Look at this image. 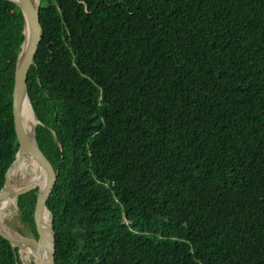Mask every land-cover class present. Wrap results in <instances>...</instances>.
I'll list each match as a JSON object with an SVG mask.
<instances>
[{
	"label": "trees",
	"instance_id": "16d2710c",
	"mask_svg": "<svg viewBox=\"0 0 264 264\" xmlns=\"http://www.w3.org/2000/svg\"><path fill=\"white\" fill-rule=\"evenodd\" d=\"M40 20L57 264H264V0H42ZM24 26L0 0V190ZM0 264H26L1 234Z\"/></svg>",
	"mask_w": 264,
	"mask_h": 264
},
{
	"label": "water",
	"instance_id": "95a60500",
	"mask_svg": "<svg viewBox=\"0 0 264 264\" xmlns=\"http://www.w3.org/2000/svg\"><path fill=\"white\" fill-rule=\"evenodd\" d=\"M12 1H14L22 9L25 18V39L22 43L16 63L15 82L13 89L14 124L19 142V149L17 151L15 160L12 162L6 172L5 184L0 190V199L5 195L4 190H6L9 184V177L21 166L28 155H33V157L38 161L41 168L45 172L46 181L44 185L34 182L19 187L15 195L16 203L18 205V197L20 194L36 187L39 188L34 210L33 235H25L21 232L15 231L14 234H11L1 228V223L0 234L8 239L14 246H17L19 248V253H21L22 250L30 249L36 257V264H57V244L54 217L51 216V224L48 227L43 224V218L46 212L49 211L51 213L47 203L56 186L59 168L54 166L52 161L47 157L39 145L36 135V128L37 124L40 123V119L38 118L33 106L32 109L37 121L35 122L30 135L27 133L23 123L21 111V104L24 98H29L27 84L28 72L31 65L35 62V56L42 41V25L40 20L42 0ZM30 104L32 105L31 101Z\"/></svg>",
	"mask_w": 264,
	"mask_h": 264
},
{
	"label": "bare ground",
	"instance_id": "6f19581e",
	"mask_svg": "<svg viewBox=\"0 0 264 264\" xmlns=\"http://www.w3.org/2000/svg\"><path fill=\"white\" fill-rule=\"evenodd\" d=\"M31 100V99H30ZM28 97H25L21 104L22 118L27 133L30 135L33 125L37 121L32 105L30 104ZM27 181L28 183H39L41 185L45 184L46 175L44 170L41 168L38 161L33 157V155H28L25 158L21 166L15 170L9 177V184L4 190L5 195L0 199V223L1 228L11 234L15 232L11 230L7 225H5V216L11 211V205L16 203L15 195L20 186H18L19 181ZM37 188V187H36ZM51 213L48 211L45 213L43 218V224L48 227L51 224ZM28 255L34 254L30 249L23 250ZM35 263V262H34Z\"/></svg>",
	"mask_w": 264,
	"mask_h": 264
},
{
	"label": "rangeland",
	"instance_id": "374dc122",
	"mask_svg": "<svg viewBox=\"0 0 264 264\" xmlns=\"http://www.w3.org/2000/svg\"><path fill=\"white\" fill-rule=\"evenodd\" d=\"M17 184L18 186L22 187L27 185L28 182L24 180L23 181L20 180ZM4 222L5 225H7L11 230L15 232H21L25 235H33L32 228L23 221L17 203H13V205H11V211L10 213L6 214ZM20 256L23 262H25L26 264H36L34 263L36 260L34 254L28 255L25 251L22 250Z\"/></svg>",
	"mask_w": 264,
	"mask_h": 264
}]
</instances>
